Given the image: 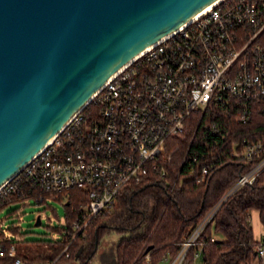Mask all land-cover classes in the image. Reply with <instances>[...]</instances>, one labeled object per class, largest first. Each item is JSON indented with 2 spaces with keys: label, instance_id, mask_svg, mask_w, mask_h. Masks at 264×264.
I'll use <instances>...</instances> for the list:
<instances>
[{
  "label": "built area",
  "instance_id": "1",
  "mask_svg": "<svg viewBox=\"0 0 264 264\" xmlns=\"http://www.w3.org/2000/svg\"><path fill=\"white\" fill-rule=\"evenodd\" d=\"M92 99L96 115L80 110L22 171L0 187V205L11 195H17L21 205L11 220L0 212V240L24 239L13 230H25L23 206L32 201L64 203L68 191L77 186L86 191L88 202L70 223L40 214L48 221L52 240L69 238L67 250L85 236L93 219L113 209L124 186L140 184L151 174L166 178V163L179 149L178 141L195 115L210 114L205 129L223 141L227 127L222 114L245 122L255 104L264 111V0H222L209 6L120 69ZM230 148V155L244 160L249 169L180 242L178 253L164 258L165 264H184L189 249L197 245L198 264L204 228L235 191L253 183L264 170V136L236 140ZM205 149L197 156L189 147L180 164L188 173L201 174L198 183L221 166L225 156L218 140ZM255 250V264H263L264 239ZM0 256L14 259V264H30L18 255L16 243L0 245Z\"/></svg>",
  "mask_w": 264,
  "mask_h": 264
},
{
  "label": "water",
  "instance_id": "2",
  "mask_svg": "<svg viewBox=\"0 0 264 264\" xmlns=\"http://www.w3.org/2000/svg\"><path fill=\"white\" fill-rule=\"evenodd\" d=\"M216 1L0 0V187L143 49Z\"/></svg>",
  "mask_w": 264,
  "mask_h": 264
},
{
  "label": "trees",
  "instance_id": "3",
  "mask_svg": "<svg viewBox=\"0 0 264 264\" xmlns=\"http://www.w3.org/2000/svg\"><path fill=\"white\" fill-rule=\"evenodd\" d=\"M82 113L96 115V102L92 99ZM194 117L185 136L178 141L179 149L166 163V178L160 179L156 174H151L140 184L124 186L113 209L93 219L85 236L74 240L67 250L64 249L70 240L65 236L57 241L51 238L32 239L29 238L31 232H19L17 228L13 230L24 239L0 240V245L16 243L18 255L30 264H65L73 261L91 264L101 240L110 230H128L130 232L116 243L113 264H160L166 256H175L181 247L180 242L250 167L244 160L230 155V144L244 138L264 136V111L260 105H254L251 118L245 122H237L229 114H222L227 127V138L223 141L211 136L205 129L204 123L209 120L210 114L206 112ZM198 120H201L199 126ZM217 140L225 151L223 163L214 168L202 183H198L201 174L180 169L181 160L189 147L192 154L200 156L206 151V146L214 145ZM68 194V200L63 203L66 211L64 221L67 224L77 216L78 209L88 202V195L81 187H72ZM16 203H20V198L11 195L0 205V212ZM20 207L18 205L7 211L8 220ZM255 213H258L264 227V170L253 183L244 184L235 191L204 228L200 237L205 241L201 264H255L258 259L255 246L260 242L255 238L252 224ZM54 229L61 230L60 227ZM217 234H222L224 238L218 239ZM212 236L216 240L212 241ZM35 247L41 249L36 251ZM198 247L189 249L184 264L196 263ZM0 262L14 264V259L0 256Z\"/></svg>",
  "mask_w": 264,
  "mask_h": 264
},
{
  "label": "rangeland",
  "instance_id": "4",
  "mask_svg": "<svg viewBox=\"0 0 264 264\" xmlns=\"http://www.w3.org/2000/svg\"><path fill=\"white\" fill-rule=\"evenodd\" d=\"M171 148L174 149V146L171 145L170 149ZM48 204L47 203L37 204L34 201H32L30 205H26L22 207L23 216H24V221L22 222V224L25 227V230L31 232L29 234V238L39 239V240L44 238L50 239V229L46 225L48 224L47 219L44 218L42 220L43 222L41 225L35 224V220L38 214H43L44 216L55 217L56 219L60 218L61 220H64V216L66 214L64 204L57 200L48 202ZM18 205H20V203L8 205L7 208L1 212L2 215L6 214L8 210L17 207ZM252 218H254V214ZM129 232L130 231L128 230L125 232H117L115 230H110L101 240L98 253L92 260L91 264H113V260L115 257L116 243L123 235H127ZM216 236L218 237V239L224 238L222 234H217ZM35 249L37 251L40 250L41 247L40 248L35 247L34 250ZM99 258L100 259L102 258L103 262L101 260H98ZM66 264H78V262L77 261L67 262ZM160 264H165V262L162 261ZM198 264H201V261H199Z\"/></svg>",
  "mask_w": 264,
  "mask_h": 264
},
{
  "label": "crops",
  "instance_id": "5",
  "mask_svg": "<svg viewBox=\"0 0 264 264\" xmlns=\"http://www.w3.org/2000/svg\"><path fill=\"white\" fill-rule=\"evenodd\" d=\"M38 215H40V214H38ZM252 224H253V227H254L255 238L258 239V240L264 239V227H263V225L261 224V222H260V220L258 218V213H255L254 214V218L252 219ZM98 260H101L102 261L103 259L102 258L101 259L99 258ZM263 262H264V260H263ZM0 263H2V262H0ZM2 264H4V263H2Z\"/></svg>",
  "mask_w": 264,
  "mask_h": 264
},
{
  "label": "bare ground",
  "instance_id": "6",
  "mask_svg": "<svg viewBox=\"0 0 264 264\" xmlns=\"http://www.w3.org/2000/svg\"><path fill=\"white\" fill-rule=\"evenodd\" d=\"M222 0H217L216 2H214L213 4H216V3H218V2H221ZM212 4V5H213ZM212 5H210V6H212ZM209 7H207L206 9H204L203 11H201L200 13H198L197 15H195L193 18H196L197 16H199V15H201L203 12H205L207 9H208ZM166 38V37H165ZM164 39V38H163ZM163 39H161V40H163ZM160 41V40H159ZM159 41H157V42H159ZM157 42H155V43H153L152 45H150V46H148V47H146L145 49H143L138 55H137V57L135 58V60L137 59V58H139V57H141L143 54H145L150 48H152L155 44H157Z\"/></svg>",
  "mask_w": 264,
  "mask_h": 264
}]
</instances>
